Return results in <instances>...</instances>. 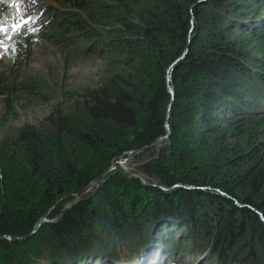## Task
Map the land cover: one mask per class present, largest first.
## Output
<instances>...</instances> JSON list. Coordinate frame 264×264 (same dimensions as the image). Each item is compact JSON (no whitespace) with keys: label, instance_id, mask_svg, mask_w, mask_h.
I'll return each mask as SVG.
<instances>
[{"label":"trees","instance_id":"1","mask_svg":"<svg viewBox=\"0 0 264 264\" xmlns=\"http://www.w3.org/2000/svg\"><path fill=\"white\" fill-rule=\"evenodd\" d=\"M17 1L0 0L1 40L57 41L95 70L41 124L14 123L16 88L0 77V264L156 251L264 264V0H32L54 16L40 26ZM28 87L57 99L45 77ZM129 156L131 172L117 166L69 207ZM43 217L56 220L33 232Z\"/></svg>","mask_w":264,"mask_h":264},{"label":"rangeland","instance_id":"2","mask_svg":"<svg viewBox=\"0 0 264 264\" xmlns=\"http://www.w3.org/2000/svg\"><path fill=\"white\" fill-rule=\"evenodd\" d=\"M32 0H18L19 16L27 22L33 19L40 25L48 24L54 16L49 17L47 11H43ZM35 1V0H33ZM27 28H32L26 23ZM75 50V51H74ZM78 49H66L57 41H43L34 36L31 42L14 39H0V77L6 79L1 81L13 84L16 88L15 96L17 103L15 109L19 112L16 124L25 122L41 124L48 110L58 101H62V90L74 86L88 85L93 77L95 63L88 56L81 55ZM45 77L56 90L57 99L50 101L41 98L40 94L29 92L28 84L36 83V80ZM40 90L41 87H30ZM8 94L0 92V138L2 136L1 119L5 110V100ZM127 159V158H126ZM125 159V160H126ZM130 158L126 168L131 172ZM126 170V169H125ZM166 251L148 254L143 258V264H198L199 260L186 255L181 261H170V256L164 255ZM180 257V256H179ZM137 264V263H133Z\"/></svg>","mask_w":264,"mask_h":264},{"label":"water","instance_id":"3","mask_svg":"<svg viewBox=\"0 0 264 264\" xmlns=\"http://www.w3.org/2000/svg\"><path fill=\"white\" fill-rule=\"evenodd\" d=\"M169 76H170V75H169ZM169 80H171L170 77H169ZM171 92H172V95L175 94L173 88H171ZM167 125H168V124H167ZM168 128H169V125H168ZM169 137H170V133H168L165 137H163V139H169ZM130 156H131V155H130ZM130 156H129L128 158H130ZM128 158H127L126 160L124 159V160L117 161V162L114 163V164L112 165V167H111L110 169H108V170H107V171H106L101 177H99V178H97L96 180H94L93 182H91V183H90V184H89V185H88V186H87L82 192H80L79 194L76 195V198H75L74 202H73L72 204H70L69 207L72 206L75 202H77V201L81 198V196H82L84 193L88 192L91 188L99 186V185L102 183V181L104 180V178L106 177V175L110 172V170L116 168L117 166H122V167H124L126 170L129 171V169L126 168V164H127ZM143 180H144V182H146L145 179H143ZM67 209H68V207H66V208L63 210V212H65ZM53 220H56V219H49V218H47V217H43V218H41V219L38 221L37 226H36V228H35V230H34L33 232L37 231V230L41 227V225H42L44 222H50V221H53ZM4 237H9V236H3V235H0V238H4ZM11 238H12V237H11ZM13 238H14V239H19V238H16V237H13ZM13 238H12V239H13Z\"/></svg>","mask_w":264,"mask_h":264},{"label":"snow or ice","instance_id":"4","mask_svg":"<svg viewBox=\"0 0 264 264\" xmlns=\"http://www.w3.org/2000/svg\"><path fill=\"white\" fill-rule=\"evenodd\" d=\"M0 30H3L2 28H0Z\"/></svg>","mask_w":264,"mask_h":264}]
</instances>
